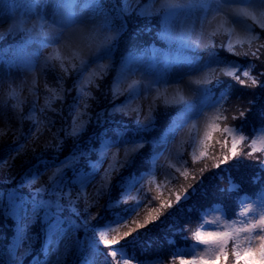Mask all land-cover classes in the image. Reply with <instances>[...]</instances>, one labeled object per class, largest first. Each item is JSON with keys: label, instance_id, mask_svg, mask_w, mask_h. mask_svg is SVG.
<instances>
[{"label": "snow or ice", "instance_id": "6c2138e0", "mask_svg": "<svg viewBox=\"0 0 264 264\" xmlns=\"http://www.w3.org/2000/svg\"><path fill=\"white\" fill-rule=\"evenodd\" d=\"M4 2L5 0H0V6ZM56 2L57 10L62 9L63 15L53 23L58 25V31L61 34L65 30H68L70 34L80 31L81 25L94 24L97 20L100 21L103 29L110 30L115 22L119 21L120 29L126 30L129 16L142 17L146 13L140 0H121L120 5H113L110 10L103 9L101 0H89L87 6L89 15L86 17L74 15V11L81 7L80 0H56ZM197 3L213 18L223 16L225 22L233 25L231 31L234 35L240 33L247 37L250 47L241 51L236 50L231 41L227 45L222 40L217 43H205V47L208 48V63L195 69L201 74V78L195 80L191 79V69L188 72H182L178 67L182 64L191 65L192 60L189 57L171 53H160L162 59L153 57L148 70L155 72L158 64H162L164 75L159 77L161 81L167 84L165 77L170 73H175L176 83L183 85L187 81L195 85L186 94L174 96L170 100L156 92L157 98L154 99L152 81H148L144 84L145 98L149 100L146 105L128 108L126 101L117 104L116 101L120 99L122 93L109 89L103 96L108 99L109 93L111 94V99L108 100L111 107L99 108V99L91 91L85 93L81 89L79 95L74 98V103L69 106L68 117H64L61 110L52 107L56 100H63V93L58 89L49 88L48 91L52 93V96L45 99V109H50L59 117L60 126L58 128L55 127L57 120L47 115L44 120H37L32 116L15 115L14 118L17 121L32 120L34 128L26 139L31 140L33 144L47 131L50 139L43 145L45 150H58L67 139L73 141L74 148L70 157L61 161L60 165L54 166L47 185L33 188L35 179L22 180L15 188L6 192L0 191V215L14 222V236L11 246L7 248V259L6 261L0 260V264H22L24 256L32 255L37 241L41 238L40 254L33 256L32 264H50L52 257H55L52 264H63L64 256L70 251L67 243L69 240L76 248L80 264H94V255L100 245L112 248L128 237H132L130 241H127L128 243H135L139 236H134V233L158 221L160 215L163 214V209L174 206L171 199L162 200L160 196L149 198L148 194L152 191L151 185H154L156 189H160L163 185V182L154 184L155 169L160 167L159 161L164 158V154L169 151L170 146L176 143L182 133L188 137L186 143L194 144L196 138H193L187 130L197 127L200 123H203L207 130L203 140L199 141L203 145L202 150L199 156L192 157L193 162L209 155V142L213 139L214 133H219L220 137L215 142L220 146L222 155L214 157V167L220 169L221 165L226 164L230 158L237 159L238 154L242 153L245 159L251 157L256 160V166L260 170L252 178V183L256 184L261 181V173H264V158L256 156V153H264V126L252 127V135H246L244 131L247 113L251 111V106L256 104V99L248 100L246 102L248 107H231V90L224 88L218 95L215 90L225 84V78L245 88L264 87V82L260 79L264 77V71H259L256 65V61H259L260 66L264 67V59H262L264 57V33L253 31L257 25L259 29L264 30V10L253 13L247 7L241 6V3L234 5L230 0H197ZM259 3L264 9V0H259ZM43 6V0L28 4L24 15ZM179 7L180 5L175 0H164L162 4L163 34L165 37L180 40L185 47H195L197 45L188 38L186 32L177 36L169 30L171 20L178 18L176 9ZM204 23H207V18ZM24 25L25 20L21 16L12 27L23 29ZM216 35V31L212 32V36ZM237 42L242 43V41ZM29 43L30 41H25L18 51L11 54L0 52V66L6 67L8 71L19 69L26 73L34 72L36 65L33 63V57L35 54L26 51ZM65 46L78 47L77 58L80 64L84 63V57L89 52L87 42L80 44L69 42ZM218 48L236 57L248 59V65L244 67L238 61L222 59L218 55ZM113 50L112 38L108 36L100 40L99 44L92 49L97 54L102 52L109 59ZM49 59L61 60V56L58 52H54ZM134 61L141 63L143 57L130 54L122 64V71L128 70L130 75H140L139 68L129 67ZM73 67L78 68L79 64L74 63ZM254 71L257 72L256 75L253 74ZM32 80L34 84V76ZM141 83V79L132 80L127 85L126 91L139 97L141 93L136 89ZM12 90L10 87L9 92ZM236 99L239 101L241 97L237 96ZM172 106L177 107V114L165 133L159 138H147L144 133L154 129L158 112ZM12 107L15 108L14 105ZM45 109H41V112ZM232 112L237 114H231ZM118 115L132 118L135 130L130 137L119 129L114 130V135L109 137L105 130L90 136L86 147L80 144V138L89 125L102 128L105 124L118 123L116 119ZM261 116L264 117V112ZM4 119L9 120L10 118L5 115ZM236 120L241 123L239 125L230 123ZM7 134L0 129V138ZM258 144L261 147L258 148ZM146 146L150 149L148 153L143 151ZM246 148L250 151H245ZM32 150L35 151V147ZM24 151L25 145L20 144L16 149V154H22ZM213 152H215V147H213ZM137 158L141 159L143 167L149 171L122 175L126 169L133 166ZM12 159H15V156ZM183 163L187 164L188 161L185 160ZM105 164L107 167H104ZM2 166L10 167L7 160L0 161V167ZM169 167H175V165H169ZM66 169L71 170L72 179L67 177ZM205 169L206 165L199 169L201 176ZM176 171L180 172L185 180L189 178L190 173L187 168L182 172L177 168ZM97 177H99L98 180ZM191 179L196 181L194 173L191 174ZM165 180L168 184L175 181L173 188L180 183L179 177L175 174L166 176ZM77 185L80 190L73 194L72 187ZM87 187L93 189L91 195L85 194L84 190ZM238 187L232 184L228 189H221V192L231 193ZM26 188L29 189L27 195L24 192ZM114 189L117 193L115 196L113 195ZM198 191L202 194L206 191L203 179L184 187L183 196L176 192L175 204L179 205L182 200L188 201ZM169 193L171 195L172 189H169ZM102 197H107V202L103 207L110 215L104 219L102 224L94 225L92 222L100 217L99 213L93 214L90 209L97 206ZM248 199V197H238L239 205L243 210L235 215L243 217L242 219H232L230 224L225 225L224 230L206 232L196 230L193 233L194 243L187 248H176L173 255L179 258L180 264H227L230 242L234 264H264V187L256 201L248 202ZM157 200L160 201L159 206L152 207L153 201ZM254 204H258V207H254ZM144 209H147V212L144 218L140 219ZM212 210L221 211L222 202H218ZM178 211L182 212L183 209L179 208ZM188 211H193V208L189 207ZM206 214L207 210L202 212L201 219ZM172 219L173 223L169 225L168 231L172 233L173 239H169L168 243L174 245V237L177 235H180L181 239L188 240L189 237L182 235L187 228L180 226L175 217ZM211 223L215 224L216 221ZM36 225H39V232L33 231ZM81 231L84 233L83 239L78 235ZM109 233H114V235L109 238ZM200 245L208 247L203 251H198ZM20 249H23L22 255L19 254ZM120 251L121 249L112 248L109 253V256L113 258L110 264H121V260L117 259ZM189 256L190 258H185ZM132 259L135 258L124 259L123 264H131Z\"/></svg>", "mask_w": 264, "mask_h": 264}, {"label": "rangeland", "instance_id": "374dc122", "mask_svg": "<svg viewBox=\"0 0 264 264\" xmlns=\"http://www.w3.org/2000/svg\"><path fill=\"white\" fill-rule=\"evenodd\" d=\"M34 2H39V0H35L32 3ZM175 2L180 5V7L176 9L178 18L171 20L169 24V30L177 36L186 32L188 34V38L197 46L185 47L180 40H174L167 37L170 40V45L168 44V46H166L164 44L163 47H153V49H150V51L148 48V55L143 57V62L137 63L134 61L129 66L131 69L139 68L140 75H130L128 70H124L123 75L116 76L114 73L111 75L108 72V69H112L110 65L112 63L113 55L111 54V58L109 59L105 57L102 52L97 54L92 51V49L98 45L99 41L105 36L111 37L112 41L114 39H118L117 37L119 36L120 32L116 31L114 25L110 30H106L101 27L100 21L97 20V22L94 24L87 26L81 25L80 31L71 32L70 34L68 30H65L63 34H61L58 31V25L53 23L54 20H59L63 15L62 9L59 11L57 10L56 0H43L44 6L42 8H38L31 13H27V15H24L25 11L18 10L11 3H9L8 0H5L4 4L0 6V40H13L20 37L23 39L27 37L31 39L29 40L30 43L27 45L26 49H28V52L35 54L33 57V63L36 65V67L34 72L26 73L19 69L8 71L6 67L0 66V129H3L8 133L7 135H3L2 138H0V161L7 160L8 164L10 165V167H0V187L2 186V182L4 183L9 181L8 179H10L11 174L15 170H22V166L25 164L24 157L31 156L33 153L39 155L46 153L43 145L47 138H49L48 132L45 131L44 135L41 136L35 144H33L31 140L26 139L28 133H30V130L34 128L32 120L24 119L22 122L17 121L14 118L15 115H22L24 117L32 116L37 120H44L45 115H47L52 119H56L59 125L57 123L56 124L58 127L60 126L59 117H57L55 113L51 112L50 109H45V99L51 98L52 96V93L48 91L49 88L58 89L59 92L63 93V100H56L52 104V107L61 110L64 117H68L69 106L74 103V98L79 95L81 89H83L85 93L91 91L92 94L99 99V108L111 107V105L108 103V100L111 99V94L109 93L108 99H105L103 96V94L108 92L109 89L114 92L122 93L120 99L116 101L117 104H121V102L126 101L128 108L142 107L149 102V100L145 98L146 91L144 87V84H146L148 81H152L154 99L157 98L155 96L156 92H159L171 100L174 96L186 94L190 88L195 87L194 84L187 83V81L183 85L176 83L175 73H170L165 77V79L168 81L167 84L164 83V81H161L159 77L164 75L162 64H158L157 70L155 72L148 70V65L153 57L162 59V57L159 55L160 53H171L173 55L189 57L192 60L191 65L182 64L178 67L182 72H188L191 69V79L195 80L201 78V74L197 73L195 69L203 67L205 63H208V48L205 47V43H217L218 41L222 40L225 45H227V43L231 41L233 47L236 48L239 44H241L237 41H242V43L247 41V37L245 35L240 33L235 35L233 34L231 31L233 25L225 22L223 16L213 18L206 11L201 9L197 3V0H175ZM230 2L235 5L236 3H241V0H230ZM140 3L142 4L143 9L146 10L145 15L141 18L144 21H148V24H150L149 26L154 28L159 27L160 20L157 17L161 18L163 15L162 4L164 3V0H140ZM241 6L247 7V9L253 13H259L260 11L264 10L261 8L259 0H243ZM133 7H135V5H133ZM74 15L86 17L89 15V12L87 9L77 8L74 11ZM21 16H23L25 20L23 29H13L12 25L16 23L17 20L21 18ZM42 17L44 18L43 20ZM133 17L134 16L128 17L130 20L129 22L132 21ZM206 18L207 23H204ZM118 22L119 21H116L115 23ZM249 23L252 22L249 21ZM148 24L146 23L147 26ZM93 29H95V31H93ZM161 31L164 32L163 22L161 23L160 34L164 36ZM214 31L217 32L216 36H212V32ZM56 41H58V43ZM69 42H74L76 44L87 42L89 52L88 55L84 57L83 64H80L79 59L77 58V53L79 51L78 47L65 46L66 44H69ZM176 42H180L181 46L179 48L172 46V44ZM163 43L165 42L163 41ZM54 52H58L60 54L61 60L49 59ZM74 63L79 64V67L74 68ZM46 70L48 72L47 75H45ZM77 70L79 74V81L72 85L73 80L71 81V76H73V73L77 72ZM33 76L35 77L34 84L32 80ZM61 77L62 79H60ZM134 79L142 80L141 85H138L136 89L141 93L139 97H135L134 94L126 91L127 85L130 84ZM97 85H99V87H97ZM10 87L13 89L12 92H9ZM13 105L15 108L12 107ZM93 107H96L95 104ZM175 108L177 107L172 106L167 109H161L156 116V122L162 119L161 117L163 115L172 112V110ZM41 109H45V111L41 112ZM5 115L10 119L5 120ZM116 119L119 122L123 121L124 123L132 124V118L130 117L126 118L118 115ZM107 126L108 124H105L101 128L89 125L86 132L81 136L80 141H87L90 136L105 131ZM206 130L207 129L205 128V125L200 123L197 125V127L187 130L191 133L193 138H196V142L194 144L186 143L185 141L188 140V137L186 134L182 133L181 137L177 138L176 143L170 146L169 151L164 154V158L159 161L160 167L155 169L154 184H161L163 182V185L160 189H156L154 185H151L152 191L148 194L149 198L151 196H160V198L164 200L165 193L167 196L169 195V189H172V192L183 191V188L177 189L182 184V180L180 179L182 176L180 175V172L176 171L177 168H179L181 172L187 168L190 174H196V172H194L195 170L197 171L203 165L207 164L204 161H200L201 158L195 162L192 161V157L199 156V153L202 150L203 145L200 144L199 141L203 140ZM108 136H112L109 131ZM213 137L214 141L212 139L209 142V148L211 147L212 151L213 147H215V150L220 147L215 142L216 139L220 137V134L214 133ZM20 144L25 145V151L22 154L17 155L16 149ZM71 144L74 145L73 142ZM34 147L35 151L32 150ZM257 147L259 148L261 145L258 144ZM62 148L65 149L66 146H63ZM145 150L147 152L150 151L148 146H146L143 151ZM72 151L73 149H69V153H67L63 158H60V162L50 163L49 166L42 168L41 171L38 172V175L30 177L25 181H31L35 179L36 182L33 185V188L47 185L54 166L60 165L61 161L65 160L67 157H70ZM13 156H15V159H12ZM93 159H95V157H93ZM185 160L188 161L187 164L183 163ZM169 165H175V167H169ZM104 167H107V164H105ZM133 167L144 168L141 163V159H136V161L133 163ZM221 168L224 170H232L234 184L237 185L243 183V181H247V179L244 178L245 174L240 171L243 170V168H246V166H243L239 160L230 158L229 161L222 165ZM255 169L258 170V167L255 166ZM68 170L70 169L65 170L66 175L69 179H72L73 177L67 174ZM210 170L219 169L210 168ZM171 174H175L180 180V183L177 184L175 188H173V184H176L175 181H173L172 184H168L165 180V177ZM98 179L99 177H97V180ZM227 181L228 180H224L223 183H226ZM208 184L209 183H207V181H204L206 191H211L212 194L213 187L211 184ZM84 191L86 195H91L93 189L91 187H87ZM76 192L77 190L72 189L73 194ZM25 195H27V192H25ZM192 198H195V195L192 196L191 199ZM257 199L258 197L254 199L249 198L248 202L256 201ZM157 201H153L151 206L157 207ZM100 203L101 202L99 201L98 204ZM102 203L105 204L106 201H103ZM253 206L258 207V204H254ZM82 207L83 206L81 205V208ZM242 210L243 209L241 207L239 212H242ZM146 212L147 209L142 211L140 219L144 218ZM65 214L67 215V213ZM3 218L4 220L6 219L5 217ZM242 218L243 217L236 216V218L233 219L240 220ZM231 220L226 218L222 210L208 212L204 216L203 227L201 231L206 232L224 230L225 225L230 224ZM212 221H216V223L213 224L211 223ZM11 222L13 224L12 220ZM237 226H239V224ZM121 231H123V229H121ZM141 233L142 230L140 229L138 230V233H134L133 235L136 236ZM10 237L11 236H9L7 239V243L9 244L8 247L11 246L13 239ZM67 243L69 245L70 251L64 256L63 264H74L77 251L71 240L67 241ZM229 244L232 245L231 242ZM1 247L6 249L8 248L4 244V241H2L0 244V252ZM207 247V245H200L198 251H203ZM61 251L63 252V247ZM19 254H23V249L19 250ZM28 256H24L22 264H32V261L27 263ZM99 256L103 257V259L108 264H110L113 259L108 255L107 252H103L102 254L100 253ZM122 258L123 259L117 257V259L121 260V264H123L124 259H129L128 253L122 251ZM185 258L188 259L190 256ZM2 259L6 261V251L4 252L3 256L0 257V260ZM54 259L55 257H52L50 264H52ZM227 263L234 264V255L230 252L229 256L227 257ZM131 264L164 263H162L161 260L152 263H137L135 259H132Z\"/></svg>", "mask_w": 264, "mask_h": 264}, {"label": "trees", "instance_id": "16d2710c", "mask_svg": "<svg viewBox=\"0 0 264 264\" xmlns=\"http://www.w3.org/2000/svg\"><path fill=\"white\" fill-rule=\"evenodd\" d=\"M9 3H11L15 8L18 10L25 11V8L28 4H31L35 0H8ZM82 9H88L89 0H80ZM121 0H101V5L104 10H110L113 5H120ZM160 20V26L159 27H152L149 26L148 21H144L141 17L134 16L132 21L127 18V29L122 30L120 29L119 25L120 22L114 24V28L116 31H119L120 34L117 37L118 39H114L112 43L114 44V50L112 52V63L111 68L108 69L109 73L111 75H123L122 71V64L123 62L128 58V56L131 54L133 56H146L148 48L153 49V47H163L165 44L168 46L170 45V40L160 34L161 29V23L163 22V15L162 17H157ZM162 21V22H161ZM148 24V26L146 25ZM152 25V24H151ZM164 26V25H163ZM255 33H264V30L259 29L258 25L253 29ZM163 33V31H161ZM26 36L25 34H23ZM167 40H165V39ZM31 39L27 38H18V39H3L0 40V52L4 53H13L18 51L21 46L24 44L25 41H29ZM163 41L165 43H163ZM173 47H180V42H176L172 44ZM250 47L248 42H244L239 44L235 49L236 50H247ZM28 49H26L27 51ZM218 55L222 59H228V60H235L238 61L242 66L246 67L249 63L248 59L243 57H236L232 54H229L225 52L224 50L217 49ZM264 59V57H262ZM257 69L259 71H264V67L260 66L259 61H256ZM48 72L46 70L45 75H47ZM254 75L257 74L256 71L253 72ZM78 70L77 72L73 73V76H71V81L73 80L72 85L74 83H77L79 81L78 77ZM77 77V78H76ZM113 79V78H112ZM262 82H264V77L260 78ZM224 88H228L231 90L232 96H231V107H248L247 101L250 99H256V104L251 106V111L247 113L246 116V122H245V134L246 135H252L251 129L252 127L259 128L260 126H264V117L261 116V113L264 112V87H256V88H245L237 84L235 81L226 78L225 84L221 85L218 89L215 90L216 94L218 95L220 91H222ZM133 94V93H131ZM240 96L241 100H237L236 97ZM177 114V108L173 109L172 112H169L165 115H163L159 121L155 122V127L153 130L144 133V135L147 138H159L162 136L165 131L168 129V127L171 125V122L175 119V116ZM231 114H237L235 112H232ZM56 120V119H54ZM232 125H239L241 121H230ZM59 125V123H57ZM55 125V127L58 128V125ZM119 129L121 132H126V134L130 137L132 135V132L135 130L134 125L124 123L123 121L118 123H112L108 124L107 126V135L108 131L113 136L114 130ZM32 130V129H31ZM30 130V131H31ZM29 134V133H28ZM111 136V137H112ZM50 139L47 138V140ZM46 140V141H47ZM88 141V140H87ZM85 140L80 141V144L83 146H87ZM214 141V137H213ZM73 141L71 139L65 140V143L63 146H66L65 149L62 147L58 150L53 149H47L45 150L46 153H42V155L39 154H32L31 156L24 157V165L22 166V170H15L12 174L10 179H8V182H2V186L0 187V191H8L13 188H15L22 180H27L30 177H34L38 175V172L41 171L42 168L45 166H49L50 163L60 162V158H63L67 153H69V149H73L74 145H72ZM230 146V144H229ZM245 151H250V149H245ZM145 153H148L146 150ZM208 156L201 157L200 161H204L207 164L206 169L203 172V175L201 176L199 170H195L196 172V181H199L203 179L204 181H207V183L211 184L213 187L212 194L211 191L207 192L205 191L203 194L201 192H198L195 195V198L189 199L188 201H181L179 205L175 204V193L179 191H173L170 195L167 196L165 193V199H171L173 201L174 206L171 208H165L162 210L163 214L160 215V219L158 221H155L151 224H149L147 227H145L142 230V233L139 234V238L135 243H128L127 241H130L131 238H126L125 241L121 242L120 244L112 246V248H119L121 249L120 252H118V257L120 259L122 258V251L127 252L129 255V259L134 257L137 263H152L161 260L164 264H180L179 258L174 257L173 253L176 248H187L192 243H194L193 233L196 230L202 229L201 225H203L204 216L203 219H201V213L207 210L208 212H213V207L218 203L222 202V210L228 219L236 218L237 215L235 213H239L241 206L239 205L238 197H248V198H257L259 196V193L262 190V187H264V173H261L262 179L260 182L253 184L252 178L260 171L259 169L256 170V160L252 159L251 157L245 159L243 157V154H238L237 160H239L243 166H246V168H243V170H240L245 174V177L247 181H243V183L237 184L239 187L236 191H233L231 193L225 191L221 192V189H228L234 184L233 176H232V170H224L223 168H220L219 170H210V168H215V156L222 155L220 152V147H218L215 152L212 151V148L210 147L208 149ZM256 156H259L261 158H264V153L257 152ZM140 158H137V160ZM203 165V166H205ZM202 166V167H203ZM201 167V166H200ZM222 167V165H221ZM141 171H149V169L146 168H138V167H131L129 169H126L122 175L127 176L132 172H136L139 174ZM67 174L72 176L71 170H68ZM41 175V174H40ZM213 178V179H211ZM182 180V184L177 188H184L188 184H195L196 181L191 179V174L189 175V178L187 180L184 179L182 176L180 178ZM220 181H219V180ZM231 179V180H229ZM224 180H228L226 183H223ZM113 184H115V181H113ZM208 184V185H209ZM207 185V186H208ZM236 185V184H235ZM206 186V187H207ZM74 190H79L78 185L72 187ZM191 191V190H190ZM215 191V192H214ZM24 192H29V189L26 188ZM181 196H183V191L179 192ZM116 190H113V195L115 196ZM164 199V200H165ZM163 200V199H162ZM101 203L103 201L107 202V197H102L99 200ZM98 204L97 206H94L90 209V211L93 214L99 213V217L97 220L93 221L92 223L94 225L96 224H102L104 222V219H107L109 217V213H107L104 210L103 203L102 205ZM158 206L160 201H157ZM106 204V203H105ZM157 206V207H158ZM192 207L193 211L189 212L188 208ZM179 208H182L183 211H178ZM66 215V214H65ZM154 215H157V213H154ZM4 216L0 215V244L2 241H4V244L6 247L9 246L7 243V239L9 236L10 238H13V227L14 222L12 224L10 218L5 219ZM172 217H175L176 220L179 221L180 226L186 227L187 231H185L182 235L189 237L188 240L181 239L180 235H177L174 237L175 244L170 245L168 243L169 239H173L172 233L168 231L169 225L173 223ZM36 228V229H35ZM35 232H39V225L35 226ZM82 239L84 236V233L81 231L78 234ZM114 235V233H109V238ZM13 240V239H12ZM42 245V238L37 241L35 245V250L32 253V255H29L27 258V263L31 262L33 259V256L40 254V249ZM112 248L104 247L103 245H100L98 248V251L94 255V264H108L103 259V257H100L99 254L103 252H107L108 255ZM229 252H231L232 245L229 244L228 246ZM2 252H0V257L3 256L4 252H7L6 248L1 247ZM130 252V253H129ZM3 260V259H2ZM4 261V260H3ZM74 264H80V261L78 259V253L75 255V262ZM228 264V263H227Z\"/></svg>", "mask_w": 264, "mask_h": 264}, {"label": "bare ground", "instance_id": "6f19581e", "mask_svg": "<svg viewBox=\"0 0 264 264\" xmlns=\"http://www.w3.org/2000/svg\"><path fill=\"white\" fill-rule=\"evenodd\" d=\"M3 250H1V252H2Z\"/></svg>", "mask_w": 264, "mask_h": 264}]
</instances>
